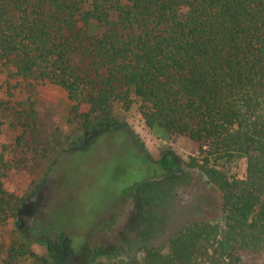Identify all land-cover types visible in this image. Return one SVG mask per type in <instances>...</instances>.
Returning <instances> with one entry per match:
<instances>
[{"label": "trees", "instance_id": "obj_1", "mask_svg": "<svg viewBox=\"0 0 264 264\" xmlns=\"http://www.w3.org/2000/svg\"><path fill=\"white\" fill-rule=\"evenodd\" d=\"M0 67V127L2 112L27 111L14 90L35 85L63 89L86 129L139 103L147 126L196 146L186 165L221 195L220 221L194 220L125 259L88 248L80 264H264V0H0ZM158 165L176 182L174 156ZM11 166L0 146V226L23 207L4 184ZM38 242L54 256L50 240ZM9 252L12 264L29 254Z\"/></svg>", "mask_w": 264, "mask_h": 264}, {"label": "rangeland", "instance_id": "obj_2", "mask_svg": "<svg viewBox=\"0 0 264 264\" xmlns=\"http://www.w3.org/2000/svg\"><path fill=\"white\" fill-rule=\"evenodd\" d=\"M6 79L0 67V85ZM5 88L1 99H7ZM14 92L27 111L2 112L0 146L12 165L5 187L22 198L23 207L18 221L0 226V264H12V246L29 251L14 264H80L88 248H101L96 258L102 260L125 259L138 244L162 245L194 220L220 221L219 191L186 165L196 146L185 136L147 126L139 103L128 110L118 105L109 125L91 120L86 129L84 118L70 113L60 87L47 83ZM166 154L181 167L174 183H166L158 165ZM244 171L242 160L237 172ZM82 208L86 220L74 224ZM69 236H79L71 246ZM43 238L52 242L54 256L38 242Z\"/></svg>", "mask_w": 264, "mask_h": 264}]
</instances>
